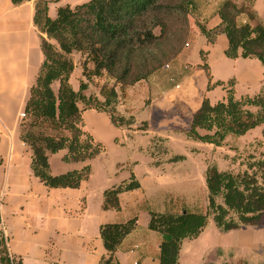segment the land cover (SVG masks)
<instances>
[{"label": "trees", "instance_id": "16d2710c", "mask_svg": "<svg viewBox=\"0 0 264 264\" xmlns=\"http://www.w3.org/2000/svg\"><path fill=\"white\" fill-rule=\"evenodd\" d=\"M11 1L19 4L26 0ZM49 1L35 0L33 22L41 33L44 59L30 87L24 107L26 119L22 117L20 122V138L30 146L32 171L45 185L76 188L88 178L90 166L53 175L49 171L48 154L65 148L63 161L77 162L103 151V144L82 129L79 103L85 105L84 109L106 112L116 126L132 124V117L126 118L116 111L114 86L128 87L146 79L183 50L195 22L194 0H87L74 6H59L54 18L47 13ZM247 1L238 4L223 0L217 9L220 21L216 26L196 24L208 42H214L218 34L226 35L224 53L228 58H256L264 65V26L252 0ZM242 14L248 21H239ZM73 52L81 55L83 76L89 79L104 74L113 80L110 87L105 83L100 88L103 101L84 94L87 82L83 80L79 81L77 90L72 88L69 77L75 66ZM202 67L208 68L206 63ZM207 78L208 90L223 84L222 81L210 83V74ZM54 82H57L56 90L52 88ZM227 82L231 87L226 90L224 100L211 103L203 97L192 115L187 137L220 146L228 135H243L264 124V91L237 99L233 89L235 79ZM25 120L29 122L26 129L22 128ZM184 158L175 154L168 161ZM204 178L207 205L203 211L149 210L147 227L161 236L159 264H178L182 240L197 237L209 217L221 232L264 221V154L238 172L208 164ZM139 187V181L130 173L127 179L104 190L102 208L120 209L119 193ZM136 225V216L100 225L99 235L106 252L99 264H119L115 252ZM0 263H21L10 255L4 241L0 244Z\"/></svg>", "mask_w": 264, "mask_h": 264}, {"label": "crops", "instance_id": "0c3cea01", "mask_svg": "<svg viewBox=\"0 0 264 264\" xmlns=\"http://www.w3.org/2000/svg\"><path fill=\"white\" fill-rule=\"evenodd\" d=\"M85 1L50 0L47 13L54 18L59 6H74ZM222 1L194 0L193 21L207 28L216 26L220 21L217 9ZM233 1L238 4L248 2ZM252 6L264 26V0H252ZM34 9L35 0L19 4L0 0V244L4 241L10 255L19 258L20 264H99L106 252L99 235L100 225L123 222L136 216V227L121 241L115 256L119 264H159L161 236L148 229V212L174 211L177 199L181 198L169 196L166 172L163 171L165 166L152 164V159L144 152L143 147L149 143L150 135L142 134L147 130L143 133L135 130L129 135L128 129L114 125L106 112L84 109L79 104L82 109V129L93 140L103 144V151L91 159L65 162L62 158L67 150L63 148L49 153L48 163L53 175L89 165L88 178L76 188L49 187L32 171V150L20 138V114L24 112L30 87L44 59L40 48L41 33L33 22ZM239 21H248L247 16L240 15ZM195 22L188 36V47L171 63V72L179 85L178 89L168 83L162 85L165 86L163 91L159 89L163 94L159 101L162 107L177 102L195 111L204 93L211 103L222 98L218 97L222 94L220 89H206L208 80L203 69L193 67L201 63L200 51H205L211 82L233 77L235 94L239 95H253L264 90V65L258 59L228 58L224 53L226 35L218 34L214 42H208ZM71 57L75 66L69 82L77 90L79 81L75 79L78 73L76 64L81 55L73 52ZM218 61H230L231 68L228 71H215L213 65ZM234 66L238 68L237 73ZM155 77L153 73L126 90L136 91L139 96L148 94L157 85L152 82ZM128 114L134 115L135 122L130 127H135L141 121H148L151 111L147 109L139 112L130 108ZM110 147L119 148L120 154L107 149ZM130 173L135 175L140 187L119 193L120 209H103L104 190L127 179ZM195 197L190 195L183 203L192 202ZM207 224H210L209 220ZM206 226L197 237L182 240L179 264H185V253L191 250L189 247H204L206 232L210 228ZM213 228L212 244L207 245L205 252L193 264L203 262L205 256L218 248L223 251L241 248L245 251L261 247L263 238L259 237L256 229L244 233L240 228L230 237H224L215 224ZM212 259L210 262L215 261Z\"/></svg>", "mask_w": 264, "mask_h": 264}, {"label": "rangeland", "instance_id": "374dc122", "mask_svg": "<svg viewBox=\"0 0 264 264\" xmlns=\"http://www.w3.org/2000/svg\"><path fill=\"white\" fill-rule=\"evenodd\" d=\"M187 47L188 46H185L184 44L183 49ZM199 55L201 63L194 65L193 67H201L205 76L207 77V74H210L211 78V70L206 61L205 51H201ZM81 61L82 58L77 61L79 62L76 64V71L78 70V73L76 74L75 79L77 81L83 80L87 82V88L83 91L86 96H96L98 99L103 101L104 98L101 94L100 88L105 83L108 85L107 87H110L114 83L113 80L104 74L101 76H92L89 79L86 78L82 74ZM172 61L168 62V68H166L164 64L160 69L154 72L156 77L152 82L157 85L153 87V90H150V93L148 94L144 93L139 96L136 91L127 92L126 89L129 88V86L120 87L119 85H115L114 87L117 92L115 107L119 114L124 115L126 118L132 117V124L135 122V117L134 115L128 114V110L130 108L139 112L146 111L147 109L151 111L148 121H141L135 127H130L131 124L122 126L128 129L129 135L135 132V130H138L139 133H143L144 130H147V132H144L142 135H150L149 143L143 147V150L152 159V164L165 166L163 171L166 172V190L169 193V196L176 195L181 198L177 199L176 205H174L176 210L173 212H179L182 208H187L192 211H203L207 205V188L204 178L207 165L215 164L220 170L231 172L244 170L249 161L259 158L264 154V124L258 125L243 135H228L224 143L220 146L187 137L186 131L190 127L192 115L195 111H191L186 105H182L177 102L169 107H162L159 102L163 95L160 90L163 91L165 89L166 83H168L169 86H173L178 89L176 87L177 83L175 81L174 74L171 72L170 68ZM204 63L207 64L208 68L202 67ZM186 66L188 68L187 64ZM230 68V61H218L213 65V69L215 71H228ZM234 68L235 73H237L238 68L235 66ZM230 78L233 77H229L226 80H215L214 82H211L210 79V83L212 84L216 81L223 82V84H216L212 87L220 89L222 94H219L218 97L222 96V98H218L219 100L225 99L227 94L226 90L231 87V85L227 82ZM161 80L162 82L159 84ZM56 84L57 82H54L52 85L54 90H56ZM163 84H165V86L162 87ZM159 85L160 88H158ZM255 94L249 96H254ZM241 96L244 95L235 94L234 90L235 98L238 99ZM203 97H207L205 93L203 94ZM79 104L81 107H85L83 103ZM249 108L251 110H255L254 107ZM28 124V120L23 121L22 128L26 129L29 126ZM107 149L115 154H120L119 148L113 149L110 147ZM175 154H182L185 158L179 161H168V159ZM134 156H136V154H134ZM174 183L176 185L175 188L173 187ZM168 193L166 194L167 196ZM190 195H196L195 200L192 202L189 200L190 202L188 201L187 203H183V201ZM208 220L210 221V224H207V226L210 228L206 232L207 237L204 241V247L199 246L191 248L188 246L191 250H187L188 252L185 253V264H193L196 262V260H198L205 252L207 245L209 243L212 244L213 239L211 235L214 229V224L211 217H209ZM241 228L244 233H249L253 229L259 231V237L263 238L261 247H255L252 250L245 251L241 248H230L224 251L218 248L215 249V252H210L209 255L205 256L203 262H199V264H264V221L259 225H245ZM233 232H236V230L223 232L224 234L222 235L224 237H230ZM214 240H217V238ZM212 258L215 259L214 262H210V259Z\"/></svg>", "mask_w": 264, "mask_h": 264}, {"label": "built area", "instance_id": "2783aa9c", "mask_svg": "<svg viewBox=\"0 0 264 264\" xmlns=\"http://www.w3.org/2000/svg\"><path fill=\"white\" fill-rule=\"evenodd\" d=\"M185 46H188V43L187 42L185 43ZM165 67L168 68L169 67V63H166L165 64ZM176 87H179V85H176ZM20 115H21V117H24L25 116V113L24 112H21Z\"/></svg>", "mask_w": 264, "mask_h": 264}]
</instances>
